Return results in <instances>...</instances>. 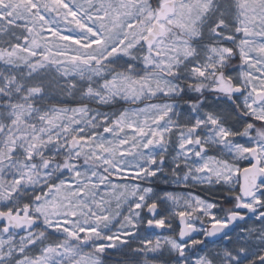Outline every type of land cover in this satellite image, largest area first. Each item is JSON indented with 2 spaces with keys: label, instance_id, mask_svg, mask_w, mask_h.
Wrapping results in <instances>:
<instances>
[{
  "label": "snow or ice",
  "instance_id": "1",
  "mask_svg": "<svg viewBox=\"0 0 264 264\" xmlns=\"http://www.w3.org/2000/svg\"><path fill=\"white\" fill-rule=\"evenodd\" d=\"M0 264H264V0H0Z\"/></svg>",
  "mask_w": 264,
  "mask_h": 264
}]
</instances>
